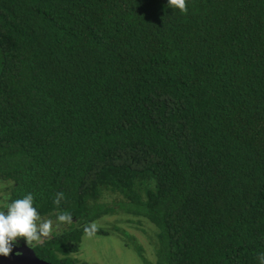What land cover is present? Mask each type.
<instances>
[{
	"label": "trees",
	"instance_id": "1",
	"mask_svg": "<svg viewBox=\"0 0 264 264\" xmlns=\"http://www.w3.org/2000/svg\"><path fill=\"white\" fill-rule=\"evenodd\" d=\"M0 178L73 217L54 264L118 211L155 226L145 264H260L264 0H0Z\"/></svg>",
	"mask_w": 264,
	"mask_h": 264
},
{
	"label": "rangeland",
	"instance_id": "2",
	"mask_svg": "<svg viewBox=\"0 0 264 264\" xmlns=\"http://www.w3.org/2000/svg\"><path fill=\"white\" fill-rule=\"evenodd\" d=\"M13 181L0 178V209L9 202V189ZM43 220H51L53 228L49 236L56 232L71 227V222H58L54 215L40 216ZM109 230L108 235L85 234L81 243V250L74 257L91 264H145L134 243L143 247L145 256L155 261V226L144 217H137L118 211L105 215L94 223ZM125 232L128 234L126 235ZM48 236V237H49ZM47 238V237H46ZM32 242L31 246L41 242ZM134 242V243H133ZM25 243L23 238H18V243Z\"/></svg>",
	"mask_w": 264,
	"mask_h": 264
},
{
	"label": "clouds",
	"instance_id": "3",
	"mask_svg": "<svg viewBox=\"0 0 264 264\" xmlns=\"http://www.w3.org/2000/svg\"><path fill=\"white\" fill-rule=\"evenodd\" d=\"M170 8L186 11V0H167ZM63 194L58 193L56 204L60 203ZM6 211L0 209V256H8L13 246L18 243V238H23L25 243L31 247L32 242H38L49 236L53 228L51 220L41 222L40 214L34 206V197L31 193L22 198L13 199L4 206ZM58 222L70 223L73 217L66 213L58 214ZM87 235L95 231V225L91 224L84 229ZM19 255V253H17ZM260 264H264V253L258 257Z\"/></svg>",
	"mask_w": 264,
	"mask_h": 264
},
{
	"label": "water",
	"instance_id": "4",
	"mask_svg": "<svg viewBox=\"0 0 264 264\" xmlns=\"http://www.w3.org/2000/svg\"><path fill=\"white\" fill-rule=\"evenodd\" d=\"M19 253V255L17 254ZM0 264H54L37 255L33 246L26 243L14 245L8 256H0Z\"/></svg>",
	"mask_w": 264,
	"mask_h": 264
},
{
	"label": "flooded vegetation",
	"instance_id": "5",
	"mask_svg": "<svg viewBox=\"0 0 264 264\" xmlns=\"http://www.w3.org/2000/svg\"><path fill=\"white\" fill-rule=\"evenodd\" d=\"M22 244V243H21ZM21 244H19V245H21ZM36 245V244H35ZM33 247H34V245H33Z\"/></svg>",
	"mask_w": 264,
	"mask_h": 264
}]
</instances>
